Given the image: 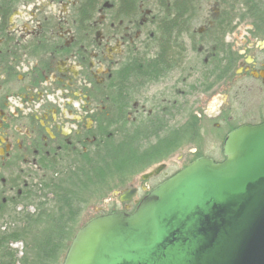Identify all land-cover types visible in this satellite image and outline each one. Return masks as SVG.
<instances>
[{
    "label": "flooded vegetation",
    "instance_id": "af4514ba",
    "mask_svg": "<svg viewBox=\"0 0 264 264\" xmlns=\"http://www.w3.org/2000/svg\"><path fill=\"white\" fill-rule=\"evenodd\" d=\"M40 1L0 0V223H5L13 212H16L15 215L23 212L29 196L34 194L31 181L58 176L63 168L71 164L89 162L93 159L99 142L109 137V130L121 131L120 138H123L125 127L130 128L134 124L137 136L140 137L143 122L151 120L158 112L167 117L173 113L176 117L183 115L189 110L191 95L201 93L214 96L219 93L220 86L236 84L238 77L250 78L253 82L260 83L264 89V38L255 35L256 28L252 22L249 23L252 27L249 31V44L240 53L226 39L236 30V22L233 30L223 37L217 39L210 33L220 17L219 11L218 16L212 20V26L197 30L201 35L198 38L200 45L195 53L198 68H194L195 62L188 59V53L185 61H175L176 66H171L160 76L149 80L147 77L154 70L149 65L142 67L146 61H132L127 57L131 52L138 57L144 56L150 50L148 48L153 46L151 41L156 31V10L146 22H143L142 11L139 19L126 23L115 21L111 7L105 4L90 20V29H86L79 27L75 11L81 0H67L70 5L67 18L59 17L52 10L46 12L45 7L41 10ZM53 1L55 6L62 3V0ZM154 1L145 0L146 3ZM126 28L143 34L144 39L134 49L127 48L116 66L108 68L105 78L98 80L91 68L92 57L101 50V39L104 36L117 37L121 30L126 32ZM182 39L188 48L191 45L190 39L186 36ZM217 40L221 47L219 50L214 45ZM252 49L261 52V59L250 54ZM153 54L152 50L148 55ZM218 56L223 65H227L229 61H233L235 65L230 70L225 68L219 71L211 78L209 85L204 86L201 83L203 67ZM131 64L135 66L134 70L127 69ZM76 66L79 72L76 71ZM117 71L121 75L114 85L117 83L115 87L120 91L117 98H113L112 80L116 78L114 73ZM221 74L225 76L222 77ZM195 75L194 80L198 85L189 84ZM128 76L129 80H126ZM159 87L163 88V92L151 95L155 88L159 91ZM232 87L233 85L230 89ZM249 106L248 110L246 105L240 116L242 120L223 113V109L217 110L212 119L218 121L214 124L216 132H225L221 141L222 149L226 137L232 131L245 125L264 124V105L256 103ZM187 117L183 124L195 118L200 130V135L194 142L187 144L194 145L193 149L196 151L191 149L193 159L181 169L150 185L148 180L164 170L163 163L172 155L161 163V172L143 181L140 188L130 184L128 188L120 190L122 195L132 190H136V194L126 203L121 202L119 197L116 198L123 206L120 209L113 205V212L132 213L137 203L151 190L197 159L207 157L199 152L202 115L193 112L192 115L188 113ZM174 121L175 119H170L169 124L173 126ZM222 156L221 161L213 160L222 163L225 160L223 150ZM139 191L141 196L135 200ZM12 194H15L14 198Z\"/></svg>",
    "mask_w": 264,
    "mask_h": 264
},
{
    "label": "trees",
    "instance_id": "16d2710c",
    "mask_svg": "<svg viewBox=\"0 0 264 264\" xmlns=\"http://www.w3.org/2000/svg\"><path fill=\"white\" fill-rule=\"evenodd\" d=\"M205 1L207 0H155L157 15L155 36L151 41L153 46L148 48L150 50L146 55L138 57L131 52L127 59L146 61L142 67L149 65L154 70L147 77L151 80L176 66L175 61H185L189 51L195 55L201 36L197 31V24ZM218 2L221 14L214 28L210 30L217 39L231 32L237 19L240 22H252L256 28L255 35L264 38V0ZM105 4L111 7L115 21L129 23L141 17V6L146 2L81 0L75 10L79 27L90 29V20ZM183 36L190 39L191 45L189 43L188 48L182 39ZM214 45L218 50L221 49L219 40ZM152 50L154 54L148 55ZM224 52L227 55V52ZM234 65L233 61L223 65L218 56L212 63L203 67L201 83L204 86L209 85L211 78L219 71L225 68L230 70ZM133 66L131 64L127 69L134 70ZM114 75L116 78L112 80L111 91L113 98H117L120 89L115 87L117 83L114 85V82H117L121 74L117 71ZM126 80H129V76ZM170 116L158 112L151 120H145L141 125L140 137L137 136L134 124L130 128L125 127L123 138H120L121 131L109 130V137L99 142L92 160L68 165L60 175L44 179L39 188L52 195L53 204H48L51 203L48 199L40 198L37 201L34 194L29 196L26 206L35 204V213H19L13 223L19 222L21 227L0 232V264H62L73 238L86 223L81 224V216L90 202H102L111 197L114 192L132 184L136 177L161 164L200 135L195 118L180 126H171L169 120L175 119L176 115L173 113ZM112 212L109 209L102 214ZM17 243L24 244L21 257L12 247Z\"/></svg>",
    "mask_w": 264,
    "mask_h": 264
},
{
    "label": "water",
    "instance_id": "95a60500",
    "mask_svg": "<svg viewBox=\"0 0 264 264\" xmlns=\"http://www.w3.org/2000/svg\"><path fill=\"white\" fill-rule=\"evenodd\" d=\"M222 150L224 162L197 159L132 213L87 221L62 264H264V124L232 131Z\"/></svg>",
    "mask_w": 264,
    "mask_h": 264
},
{
    "label": "rangeland",
    "instance_id": "374dc122",
    "mask_svg": "<svg viewBox=\"0 0 264 264\" xmlns=\"http://www.w3.org/2000/svg\"><path fill=\"white\" fill-rule=\"evenodd\" d=\"M39 5L41 10L45 7L46 12L52 10L61 18H67L69 15L70 5L67 4V0H62V3L58 6L57 4L56 6L54 5L53 0H41ZM203 5V12L201 13L200 20L197 24L198 31H200L202 28L207 29L209 26H212L214 19L218 16L219 11H221V9L219 10L218 8L219 3L216 0H207ZM154 7V2H148L142 7L143 22L149 20L148 17H150V15L153 14L155 10ZM235 22L237 23L236 30L231 35H228L226 39L228 43H232L234 45V49L238 50L241 53L243 51V48L246 47L247 44H249L248 40L251 37L249 31H251L252 27L249 24V20L246 22H240V20L237 19ZM120 32L121 34L117 37L107 38L104 36V39H101L102 44L99 45V48L101 50L95 52L94 56L92 57L91 69L94 72V76L98 77V80H102L105 78V74H107L108 68L116 66L115 64L123 58V55L127 48L134 49V47L139 45V43H141V41L144 39L143 34H138L134 29L130 30L126 28V32L123 30H121ZM260 53L261 52H258V50L252 49V52L250 54H254L258 59H261ZM202 58L203 56L201 55V60ZM188 59L195 62V64L192 62L194 68H198L197 66H199V62L196 55H194L192 52H189ZM72 70L74 69L72 68ZM76 71L79 72L78 66H76ZM194 79H196V75L195 78L190 79L189 84H197ZM232 85L233 87L232 89H230ZM162 92L163 88L159 87V91L157 88H155L152 91L151 95H154L156 93L159 94ZM218 92L219 93L214 96L208 94L204 95L201 93H194L193 95H191L189 98V110H185L186 112H184L183 115L177 116L175 118L173 126H180L181 124L186 122V120L188 119V113L189 115H192L193 112H196L199 115L201 114L203 120L202 122H200L202 123V131L201 141H199V152L205 154L207 157L221 161L223 160L221 141L222 136L225 135V132L224 134L216 132L214 124L218 123V121L212 118L217 114V110L220 109L222 111L223 109V113L233 116V118L235 117L236 119L242 120V117L240 118V116L243 114L244 109H246V105L248 110L250 109L249 105L252 104L255 105L256 103H260V105H264V89H262L260 83L253 82L250 78L245 79L238 77V82L236 84L222 85L220 86ZM251 107L254 108V106ZM193 147L194 145L189 144L180 148L176 153H174L170 159L163 163V165L165 166L164 170L158 176H155L152 179L148 180L149 184L154 185L157 181L165 178L168 175H171L172 173L188 164V162L193 159V153H191V149L192 151H196L195 149H193ZM161 165L162 164L156 165L147 170L142 175H139L134 179L132 184L135 187L140 188L143 183L142 176L148 173H152ZM43 180L31 181L33 183L30 182L32 185L31 187L34 190V197L37 199V201H39L40 198H42L43 200L48 199L51 202L48 204L52 205V195L48 194L47 192H43L39 188V185ZM128 186H123L121 189H126L128 188ZM46 194L47 196H45ZM14 195L15 194L11 195L12 198H14ZM140 196L141 191H139V194L136 195L135 200L139 199ZM113 205L116 208L120 209L123 206L120 202H117V199L114 198L113 195L102 202H90L81 216V224L87 222L97 214L109 211V209H112ZM35 211V204L25 206L23 208L24 213H35ZM15 213L16 212H13L11 216H9L7 220L4 221L5 223H0V232L21 227L19 225V222L13 223L14 220L17 219V215H15ZM12 247L19 252V257H21L23 254L22 252L24 244L17 243Z\"/></svg>",
    "mask_w": 264,
    "mask_h": 264
}]
</instances>
